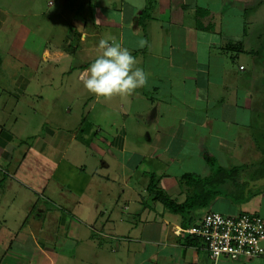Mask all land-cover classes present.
<instances>
[{
    "label": "crops",
    "instance_id": "0c3cea01",
    "mask_svg": "<svg viewBox=\"0 0 264 264\" xmlns=\"http://www.w3.org/2000/svg\"><path fill=\"white\" fill-rule=\"evenodd\" d=\"M263 14L264 0H0V264H212L185 225L264 220ZM109 33L148 82L104 99L80 77ZM204 153L246 168L184 221L148 187L183 203L180 177L215 171Z\"/></svg>",
    "mask_w": 264,
    "mask_h": 264
},
{
    "label": "built area",
    "instance_id": "2783aa9c",
    "mask_svg": "<svg viewBox=\"0 0 264 264\" xmlns=\"http://www.w3.org/2000/svg\"><path fill=\"white\" fill-rule=\"evenodd\" d=\"M183 232L201 242L212 264L222 259L249 261L264 255V220L258 215L229 217L209 212Z\"/></svg>",
    "mask_w": 264,
    "mask_h": 264
},
{
    "label": "clouds",
    "instance_id": "9594fccd",
    "mask_svg": "<svg viewBox=\"0 0 264 264\" xmlns=\"http://www.w3.org/2000/svg\"><path fill=\"white\" fill-rule=\"evenodd\" d=\"M100 54L91 62L80 79L89 93L97 98L126 96L144 87L148 73L117 37L106 34L99 40Z\"/></svg>",
    "mask_w": 264,
    "mask_h": 264
},
{
    "label": "trees",
    "instance_id": "16d2710c",
    "mask_svg": "<svg viewBox=\"0 0 264 264\" xmlns=\"http://www.w3.org/2000/svg\"><path fill=\"white\" fill-rule=\"evenodd\" d=\"M204 158L211 166L215 167V171L210 177H201L196 174H184L180 177L179 182L183 193L186 195V200L183 203H178L172 199L168 194L158 188L154 176L148 187L150 197L154 201L160 202L169 212L179 214L184 221H191L193 212L198 208H206L210 206L215 199L220 198L222 193V186L225 184L235 183L239 175L244 171L243 167H234L232 169H225L210 157L208 153H204ZM250 169V167H249ZM255 173L259 172L261 176L264 175V160L256 166ZM226 196H230V193ZM231 197L235 198L236 194ZM186 229L190 226H184Z\"/></svg>",
    "mask_w": 264,
    "mask_h": 264
},
{
    "label": "rangeland",
    "instance_id": "374dc122",
    "mask_svg": "<svg viewBox=\"0 0 264 264\" xmlns=\"http://www.w3.org/2000/svg\"><path fill=\"white\" fill-rule=\"evenodd\" d=\"M262 20L264 21V14L262 15V19H260L259 23L258 24H261L262 23ZM1 231V230H0Z\"/></svg>",
    "mask_w": 264,
    "mask_h": 264
}]
</instances>
